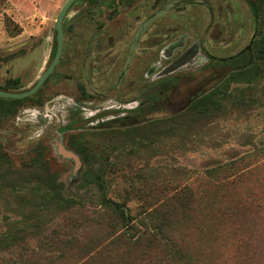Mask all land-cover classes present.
<instances>
[{
  "label": "rangeland",
  "instance_id": "obj_1",
  "mask_svg": "<svg viewBox=\"0 0 264 264\" xmlns=\"http://www.w3.org/2000/svg\"><path fill=\"white\" fill-rule=\"evenodd\" d=\"M66 1L8 0L0 13V90H17L6 85L16 77L21 79L23 89L29 88L44 70L54 26ZM96 1L94 6L80 7L78 23L68 22L64 63L37 96L24 101L22 110L37 107L34 102L38 96L51 107L61 94L78 100L80 86L100 100L109 97L129 103L140 99L156 76L200 43L203 34L204 51L216 59L234 56L246 47L253 53L254 41L259 38L260 24L247 0H162L156 7L155 0H139L137 5L135 0ZM11 19L24 30L18 38L11 35L13 26L7 31L6 23ZM37 31L39 36L32 37ZM110 36L111 44L107 40ZM235 88L247 91L252 98L250 107H233L206 126L203 120L193 127L189 105L180 114L142 120L129 128L102 130L88 126L70 134H60L59 127L67 119L59 115L61 122L54 118L39 138V127L27 123V115L0 113V150L13 167L20 169L42 148L50 171L66 184V194L85 205L86 214L75 210L58 220L55 227L61 240L72 246H66L65 258L76 263L83 252L81 247L97 243L100 234L108 233V214L101 208V190L85 183L78 167L81 158L71 147L86 144L98 156L95 164L103 165L108 160L119 163L109 175L107 197L121 201L135 214L141 211L142 198L157 199V188L173 183L175 174L181 178L189 172L203 176L206 169L242 159H246V167L260 166L263 158L254 155L264 149V80L258 86L235 82L232 90ZM68 135H72L70 142ZM61 150L73 157H66ZM256 179L264 181V170L251 178ZM37 197L33 185L20 191L0 187V232L31 216ZM98 211L100 215H93ZM77 218L87 220L75 221ZM69 248L76 253H69Z\"/></svg>",
  "mask_w": 264,
  "mask_h": 264
},
{
  "label": "trees",
  "instance_id": "obj_2",
  "mask_svg": "<svg viewBox=\"0 0 264 264\" xmlns=\"http://www.w3.org/2000/svg\"><path fill=\"white\" fill-rule=\"evenodd\" d=\"M7 2L0 0V13ZM249 5L260 24L253 53L240 56L238 62L245 57V64L192 104L187 112L193 127L203 120L206 126L233 107H250L252 98L247 91L232 90V84L258 86L264 80V0L249 1ZM11 26L15 29L12 37L23 32L12 19L6 23L7 31ZM6 85L18 88L21 80H9ZM24 101L0 98V113L14 114ZM132 150L137 154L135 147ZM77 151L85 183L102 192L108 233L100 234L97 243L81 247L76 263L66 259L65 248L72 246L61 240L56 223L75 210L86 214L85 205L66 194V184L50 171L43 151L38 149L31 162L16 169L0 150V187L20 191L33 185L38 195L31 216L0 232V264H264V181L251 180L264 170V149L254 155L263 158L260 166L246 167V159H242L206 169L203 176L189 172L181 178L175 174L173 183L157 188V199L142 198L141 211L135 214L121 201L107 197L109 175L119 163L95 164L98 156L86 144ZM75 251L69 248V253Z\"/></svg>",
  "mask_w": 264,
  "mask_h": 264
},
{
  "label": "flooded vegetation",
  "instance_id": "obj_3",
  "mask_svg": "<svg viewBox=\"0 0 264 264\" xmlns=\"http://www.w3.org/2000/svg\"><path fill=\"white\" fill-rule=\"evenodd\" d=\"M138 1L139 0H135L134 5H137L136 3H138ZM161 1L162 0H155L154 7H156L157 3ZM247 1L249 4V0ZM96 2V0H77L72 4L63 21L64 38L58 64L42 87L34 95L22 100L33 99L37 96L38 92L44 87L46 82L56 73L60 64L62 65L64 63L68 22L72 21L73 24L74 22L78 23L80 7L89 4L94 6ZM67 17L68 19L66 21ZM135 19L140 21L141 17L137 16ZM141 30H143V26L141 27ZM119 33L121 35V31ZM53 40L55 43L53 49L50 50L51 53L49 59L44 70L41 71V74L36 78L35 82L29 88L23 89L20 85L19 88H14L17 90H13L12 92H24L29 90L36 84L37 79L49 69L55 60L58 51L56 35L53 37ZM107 40L108 43L111 44L112 37H108ZM203 51L204 34L202 35L200 43H197L195 46L186 50L185 53H183L182 56L171 65V67L162 70L156 76L155 81H153L149 88L142 93L140 99L130 101L129 103L121 104L120 101L109 97L100 100L99 97H94L92 94L87 93L85 87L80 86L79 88L82 94L78 100H74L69 96L61 94L56 98L55 105L51 107L50 103L47 104L40 98V96H38L34 102L37 107L22 110L21 108L24 107L23 102L17 106V114L23 113L24 115H27V119L24 120L29 124H34L39 127V138H42V136L45 135L48 129V124L52 123L54 118H57L58 121L61 122L59 115L67 119V121H65L66 123L59 127L60 134H70L75 131H80L88 126H95L102 130L115 129V127L118 126L129 128L131 125L135 123L137 124L142 120H155L161 119L165 116L180 114L183 109H186L189 105H192L195 101L204 97V95L221 85L230 73L241 68L243 64H245V57L238 62V60L241 59L240 56L252 54L251 48L246 47L234 56L216 59L212 55H209L207 51ZM97 52L98 55L101 54L100 50H97ZM105 58H107V56ZM121 62L124 63L123 61ZM15 79L20 78L16 77ZM9 80H7L6 83ZM121 80L122 78H120L119 81ZM71 136L72 135H68L69 142L72 140ZM39 144L42 145L41 139ZM71 148L80 156V167L82 168L83 161L81 155L77 152V146L74 145ZM39 151L42 152V148L39 149Z\"/></svg>",
  "mask_w": 264,
  "mask_h": 264
},
{
  "label": "water",
  "instance_id": "obj_4",
  "mask_svg": "<svg viewBox=\"0 0 264 264\" xmlns=\"http://www.w3.org/2000/svg\"><path fill=\"white\" fill-rule=\"evenodd\" d=\"M77 0H68L67 3L64 5V7L62 8L59 17L57 19V22L54 26V30H53V37H55V35L57 36V41H58V51H57V55L55 57V60L53 61V63L51 64V66L49 67V69L43 74L41 75L38 79L36 84L30 88L27 91L24 92H8V91H2L0 90V98L1 99H9V100H22L25 98H28L32 95H34L44 84V82L47 80V78L51 75V73L54 71L56 65L59 62L60 56H61V52H62V45H63V38H64V31H63V21L64 18L66 16L67 11L69 10V8L72 6V4L74 2H76ZM54 40L52 42L51 45V49H53L54 47ZM62 151V150H61ZM62 153L66 156V157H73L72 154L70 152H65L62 151ZM80 163V162H79ZM81 164V163H80ZM81 165H78V167H80Z\"/></svg>",
  "mask_w": 264,
  "mask_h": 264
},
{
  "label": "crops",
  "instance_id": "obj_5",
  "mask_svg": "<svg viewBox=\"0 0 264 264\" xmlns=\"http://www.w3.org/2000/svg\"><path fill=\"white\" fill-rule=\"evenodd\" d=\"M10 1L12 2V0H10ZM52 2H53V1H52ZM15 20H16V19H15ZM16 22H17V21H16ZM23 32H24V30H23ZM23 32H22V33H23ZM38 34H40V31H37V32L35 33V35H33L32 37H34V36H36V35L39 36ZM20 35H21V34H20ZM20 35H18V36H20ZM18 36L14 37V38H18ZM32 37H31V38H32Z\"/></svg>",
  "mask_w": 264,
  "mask_h": 264
}]
</instances>
